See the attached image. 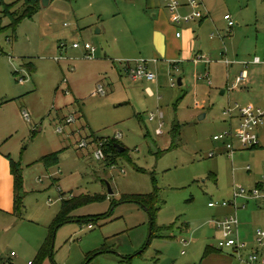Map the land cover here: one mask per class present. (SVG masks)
<instances>
[{
  "label": "rangeland",
  "instance_id": "374dc122",
  "mask_svg": "<svg viewBox=\"0 0 264 264\" xmlns=\"http://www.w3.org/2000/svg\"><path fill=\"white\" fill-rule=\"evenodd\" d=\"M23 1L0 0L5 5ZM127 1L143 6V0H48L15 30L0 14V156L18 169L23 196L10 232L2 231L7 218L0 214V259L11 251L28 256V238L39 232L47 239L61 201L77 197L100 198L79 206L74 220L57 228L56 264H87L93 257L89 264H121L130 258V264H211L229 255L226 250L204 257L207 248H217L212 222L224 210L209 204L229 201L234 185L248 189L260 172L264 124L257 130L258 150L230 156L223 141L213 140L228 131L223 115L228 103L243 102L232 90L234 66L223 62L253 59L264 39V0H209L210 17L196 28V43L208 64L152 70L154 84L133 83L118 62L134 49L137 35L129 21L138 8ZM22 8L15 10L20 14ZM74 43L92 46L95 59H86L82 48H72ZM100 87L104 95L98 94ZM70 116L74 123L65 125ZM82 141L85 148L78 147ZM112 141L125 152L105 158L101 144ZM98 150L104 159H97ZM50 155H57L58 163L48 168L43 159ZM151 194L160 204L154 218L159 237L148 244V212L123 198ZM260 210L241 225L242 238L251 241L252 234L264 230Z\"/></svg>",
  "mask_w": 264,
  "mask_h": 264
},
{
  "label": "crops",
  "instance_id": "0c3cea01",
  "mask_svg": "<svg viewBox=\"0 0 264 264\" xmlns=\"http://www.w3.org/2000/svg\"><path fill=\"white\" fill-rule=\"evenodd\" d=\"M178 1L180 3V6L176 14H172L168 11L164 0H143V6L140 5V7L137 6V4L133 1H127L129 5L133 7L136 6V8H138V13L136 15H133L129 21L130 23L129 26L131 28V31L135 35L136 34L137 35L133 41L134 49H132L130 52L125 51V53H122L125 57H127L125 58L126 60L122 59L118 61L120 64L123 65V73H125L124 69L126 68V66L134 67L135 61L140 60V59L147 61L148 69L151 72L152 70H157V69L164 70L165 72H170L172 71V69L180 68V66L183 67L189 64L191 65L195 64L194 59L197 56H203L202 51L198 48V45L196 43V40L199 39V37L196 35V28L198 26L201 28L202 25L204 24V21L210 17L211 10H212L211 1L198 0L200 17L190 22H178L177 21L178 15L186 16L191 13V8L187 5L186 0H178ZM226 16L227 15L224 16V20H226L225 19ZM98 33H101V31H98ZM177 34H180V36L177 37ZM126 46L127 45L125 44L124 47ZM253 54H254L253 58L263 57L264 39H263L262 45L261 44L257 45ZM243 56H245L244 59H246V57H248V54L243 52ZM136 58H139V59H136ZM124 61H129V63L126 65ZM247 62H250V61L243 60V61H239L238 63H235V62L231 63L227 60V61H224L223 63L225 64L226 67L234 66L232 67L231 71L234 74V77L236 78L239 72L244 68V63H247ZM201 64L206 65L208 64V61L205 59L202 62L196 63L197 66H195V68L196 67L198 68V66ZM247 73H248L247 84L238 89H235L236 94L242 97L243 102H241L242 104L235 102V104L239 106H254L258 108H264V66L250 65V68L247 69ZM206 74L207 73H205L204 75ZM125 75L127 76L126 73ZM203 78H205V76H203ZM181 79L183 80V77H181ZM182 80H181V83H182ZM144 82L147 84H151V83L154 84L153 82H148L146 80L133 82V83L141 84ZM182 85L183 84H181V86ZM232 90L234 91V89ZM148 91L150 92L149 89ZM225 93L226 91H222L221 95H225ZM7 101L12 102V100H7ZM229 106H232V105L228 103L227 107ZM234 120L236 121L237 119L236 118L228 119V123H229L228 131L237 129L238 121L233 126L232 122ZM2 122L3 124H8L6 120H2ZM259 137H260L259 139L260 144L258 148H256L257 150L261 147L260 134H259ZM247 172H250V170ZM263 175H264V163L262 165V169H260V172H258L257 176H255L251 184L248 186V189L257 185L261 181ZM234 187H237V186L234 185L233 189ZM231 200H232V193L230 195L229 201ZM223 201H226V200H223ZM238 204L243 206V201H238ZM248 204H251L253 206L252 210L249 213H244V212L240 213V211L246 210V207ZM216 208H221L224 210L220 211V213L216 217V220L214 221L221 220L225 218L226 216L233 213V209L231 207H228V208L216 207ZM260 208L263 209V207H260L258 203L248 202V203H244V208H240L238 210V213H237L238 220H239L238 238L240 239V241L246 244V249H244L240 254L241 259L239 260L237 257V259L240 262L238 261L239 263H236V261H233L235 259L234 256H237V255H235L232 251L227 250L226 252H228L229 255L215 257L214 259L211 260V264H246L248 256L253 251H257L260 255H264V251H262L261 249H258L256 246V241H255L256 232L252 234L251 241H249L248 238H242L241 230H240L241 225L243 226V224L246 223L245 219L251 218L253 220L256 214L255 211L260 210ZM239 213H240V218H239ZM0 214H2L5 218H7L2 222L3 223L2 231L6 233L10 232L13 227L12 223L10 222V219L15 216L14 214V180L11 174V168L9 166V163L6 160H4L2 156H0ZM212 225L214 226V224ZM214 231L217 235L216 239L218 241L220 238V234L216 230L215 226H214ZM261 231H264V230H261ZM47 239L46 237L42 238L41 233L35 232L27 240V245H26L25 250L29 252L28 256L26 257L23 255L18 256L17 254H15L14 257H11V254L14 253L11 251L8 255L1 256L0 260H2V262H7V264H26V261H29V259H34L35 263L33 264H56L55 262H53L52 258L50 257H45L41 261L39 260V253L42 250V248L46 245ZM1 249H2V245L0 243V250ZM209 249L210 251L213 250V252L211 253L221 252V250L218 251L219 250L218 248L214 249V248L209 247ZM245 252H247L246 253L247 255L244 257L243 255ZM204 257H206L205 254H204ZM121 260H120V263L123 264ZM30 263L31 262L29 261L27 264H30Z\"/></svg>",
  "mask_w": 264,
  "mask_h": 264
},
{
  "label": "built area",
  "instance_id": "2783aa9c",
  "mask_svg": "<svg viewBox=\"0 0 264 264\" xmlns=\"http://www.w3.org/2000/svg\"><path fill=\"white\" fill-rule=\"evenodd\" d=\"M187 5L191 8V13L186 16L178 15V22H190L200 17L199 13V3L198 0H186ZM166 3V7L168 11L172 14H176L177 10L180 6L178 0H164ZM225 19L229 21V27L232 28L234 23L232 22L230 16H226ZM180 34H177L179 37ZM64 47V46H61ZM73 49L82 48L85 52V58L88 60H94L96 51L89 44L80 45L78 43H74L72 45ZM203 56H197L194 59V63L204 61ZM127 65L129 61H124ZM264 66V55L263 57H254L250 62L244 63V68L239 72L238 76L235 78L234 83L232 85V89H238L242 86H245L248 82V73L247 66ZM125 73L129 77V79L133 82H138L142 80H146L148 82H155L156 76L153 72L148 69L147 61L140 59L135 61L134 67H128L124 69ZM208 75H205L207 78ZM207 83L210 85V81L207 80ZM98 94L104 95L105 91L103 88H99ZM23 118L28 121L29 116L28 113H22ZM223 115L228 119L236 118L237 129L227 131L221 135L215 136L213 140L215 142L223 141L226 149V153L233 155L236 151H244L251 150L255 147L259 146V139L257 135L258 128L264 124V108H258L254 106H239L237 104L233 106L227 107L223 111ZM152 120V118L150 119ZM74 117L70 116L65 120V125H70L74 123ZM58 133L63 132V127H59L57 129ZM157 134H161L160 130H157ZM120 138V136H118ZM117 139V138H116ZM79 148H85L86 142L82 141L78 145ZM214 156L210 154L209 157ZM97 159H104L103 153L98 150L96 152ZM250 170L249 167L246 169ZM238 201H243V206L238 204ZM248 202H256L264 209V175L261 181L250 189H246L243 187H234L232 192V200L231 201H223V202H211L209 204L210 208L222 207L228 208L231 207L233 209V213L226 216L225 218L214 221L213 224L216 230L220 234V238L217 241V248L221 251H232L235 255H237L238 259H241V252L246 249V244L238 238V228H239V220H238V210L240 208H244V203ZM89 229H92V226L89 225ZM256 246L258 249L264 251V231L258 230L256 232ZM181 244L183 247L187 246V242L181 240ZM15 253L11 254V257H14ZM7 264V262H2L0 260V264ZM246 264H264V255H260L257 251H253L246 261Z\"/></svg>",
  "mask_w": 264,
  "mask_h": 264
},
{
  "label": "trees",
  "instance_id": "16d2710c",
  "mask_svg": "<svg viewBox=\"0 0 264 264\" xmlns=\"http://www.w3.org/2000/svg\"><path fill=\"white\" fill-rule=\"evenodd\" d=\"M21 5L22 8V13L18 14V12L15 10V8ZM0 6H2V10L0 11L1 16L5 18H9L10 20V26L16 28V26L20 23V21L27 17L31 18L34 14H36L40 7H41V0H24L23 2H15L9 5H5L2 2H0ZM0 23H1V17H0ZM178 126L174 128V134L176 136ZM117 141V140H115ZM112 141L110 143H104L101 144V149L103 150V153L105 155V158H110V153L113 154L114 156L122 155V153H118L115 144H118L117 142ZM258 147H255L251 150H254ZM43 162L46 167H52L57 165L58 163V158L57 155H50L47 156L43 159ZM18 169L14 167V165L11 163V174L13 176L14 180V214L18 218L20 217V212H21V206H22V198L23 196L21 195V189H22V180L20 175L18 174ZM100 197H77V198H72L69 200H62L61 201V208L56 216L52 227H51V233L47 239L46 245L42 248V250L39 253V260L41 261L45 257H50L52 258V241L55 235V232L57 228L62 226L63 224L70 222L74 220L72 217L73 211L77 210L79 206H81L84 203H91L96 200H98ZM126 202H133L138 204L139 206L143 207L149 214L150 216V225H151V231L148 239V244H150V241L154 237H159V232L158 229L157 231H154V218L155 215L158 211L159 208V201L157 200V197L155 194L151 195H132V196H124L123 198ZM77 220V219H76ZM80 222L81 220L78 219ZM91 220L87 219L84 222H89ZM93 221V220H92ZM164 229H160V231H163ZM220 251V250H218ZM107 251H103L101 253H106ZM212 251H210L209 248L206 249L205 256L210 254ZM216 252V251H214ZM94 258V257H93ZM92 258V259H93ZM89 259V258H88ZM92 259L88 261L87 264H89ZM131 258L130 259H122L121 262L124 264H130Z\"/></svg>",
  "mask_w": 264,
  "mask_h": 264
},
{
  "label": "water",
  "instance_id": "95a60500",
  "mask_svg": "<svg viewBox=\"0 0 264 264\" xmlns=\"http://www.w3.org/2000/svg\"><path fill=\"white\" fill-rule=\"evenodd\" d=\"M47 1L48 0H41V5L42 6H46V3H47ZM181 78L180 79H178V81H177V83H178V85L179 86H181ZM115 148H116V150H117V152L118 153H122V152H124V149L121 147V146H119L118 144H115ZM109 189V188H108ZM109 193L110 194H112V192H111V190L109 189ZM150 231H151V225H150ZM53 242H54V240L52 241V248H53Z\"/></svg>",
  "mask_w": 264,
  "mask_h": 264
}]
</instances>
